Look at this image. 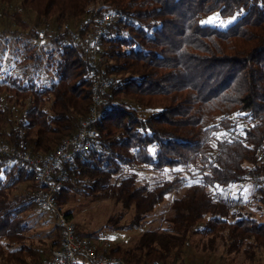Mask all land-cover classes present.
<instances>
[{
  "label": "trees",
  "instance_id": "obj_1",
  "mask_svg": "<svg viewBox=\"0 0 264 264\" xmlns=\"http://www.w3.org/2000/svg\"><path fill=\"white\" fill-rule=\"evenodd\" d=\"M19 4L48 28L122 15L99 43L98 70L110 88L102 95L104 116L94 125L96 146L77 156L57 197L59 207L70 193L109 200L132 211L129 229H142L146 216L174 194L162 229L143 231L129 248L119 246L112 254L130 264H185L186 246L198 237L203 252L222 249L221 264L239 256L244 264H258L264 222L243 212L231 187L250 182L249 202L264 208V0ZM214 13L236 20L223 30L201 23ZM10 17L12 33L22 28L30 41L38 38L40 29L30 28L19 12ZM40 40L53 47V81L44 86L0 80V144L48 153L86 118L95 75L67 33ZM142 170L172 176L141 181ZM36 188L30 168L0 157V264H42L59 246L57 226L43 248L27 236L24 213L35 207ZM110 222L116 227V220Z\"/></svg>",
  "mask_w": 264,
  "mask_h": 264
},
{
  "label": "rangeland",
  "instance_id": "obj_2",
  "mask_svg": "<svg viewBox=\"0 0 264 264\" xmlns=\"http://www.w3.org/2000/svg\"><path fill=\"white\" fill-rule=\"evenodd\" d=\"M3 12L10 16L19 12L30 28L39 30L43 27L37 22L35 15L20 8L19 0H13L8 5H0V80L11 77L18 78L23 82L30 79L37 85H50L53 81L50 68L51 56L54 57V54L50 52L53 48L50 42L38 40L33 43L26 35L27 31L22 28H19L18 32L12 33L15 27L11 25L13 24L11 17L4 16ZM235 20V17L221 18L218 13H214L203 19L201 23L223 30ZM30 57L32 58L30 59ZM17 115L19 116L20 113ZM139 176L141 181L153 182L162 178H170L172 172L166 170L162 174H153L142 170L139 172ZM24 188L25 186L21 185L18 189L19 193L24 191ZM231 192L233 198L241 200L244 213L264 222V208L249 202L253 192L250 182L232 186ZM173 197L174 194L168 195L162 204L146 216L142 229H129L128 224L132 211L109 200L93 202L79 194L70 193L68 202L61 206V209L70 215L77 231L83 236H93L105 229L114 231L125 238L120 247L127 249L136 242L143 231H158L165 226L164 220L170 215V204ZM24 215L28 217L29 231L27 236L32 244L37 248L48 245L50 242L48 236L54 233L57 226L54 215L49 210L36 206L28 209ZM115 220L117 221L116 227L110 222ZM200 243L202 240L198 237H193L188 242L185 249V264H221L222 249L218 247L213 254H208V252L201 250ZM258 256V264H264V253ZM233 264H244L243 257H237Z\"/></svg>",
  "mask_w": 264,
  "mask_h": 264
},
{
  "label": "built area",
  "instance_id": "obj_3",
  "mask_svg": "<svg viewBox=\"0 0 264 264\" xmlns=\"http://www.w3.org/2000/svg\"><path fill=\"white\" fill-rule=\"evenodd\" d=\"M121 17L119 13H107L95 22L85 18L74 26L42 27L38 38L32 39L36 42L46 37H54L58 32L67 33L73 42L83 48L95 75L92 82L91 105L86 118L79 124L76 132L62 139L54 150L48 153L31 152L26 146L14 148L0 144V157H8L11 162L33 171L37 184V188L31 193L33 205L49 210L55 217L60 243L49 259L42 264H130L122 257L112 254V250L124 243L123 236L106 229L93 236H83L57 202V197L73 170L77 156L95 149L94 125L104 116L107 107L102 106V95L110 88V83L103 79L104 73L98 70L99 63L103 62L99 43L109 25Z\"/></svg>",
  "mask_w": 264,
  "mask_h": 264
}]
</instances>
